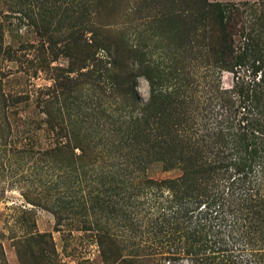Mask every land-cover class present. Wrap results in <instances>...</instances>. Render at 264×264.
Returning <instances> with one entry per match:
<instances>
[{
    "label": "trees",
    "instance_id": "16d2710c",
    "mask_svg": "<svg viewBox=\"0 0 264 264\" xmlns=\"http://www.w3.org/2000/svg\"><path fill=\"white\" fill-rule=\"evenodd\" d=\"M58 1L65 0L41 8L48 48L31 47L34 76L45 72L52 82L33 98L45 116L40 125L20 117L32 98L7 95L0 84V148L45 177L25 192L28 203L50 211L57 226L91 232L103 264H264V11L209 0H102L112 20L182 23L183 44L166 54L174 83L144 74L150 98L142 104L125 64L141 50L112 47L111 23L92 21L89 9L88 23L80 22L77 6L61 11ZM58 11L59 48L46 28ZM19 51L0 34V70L3 61L20 63ZM60 58L68 67H51ZM144 62L140 72L151 67ZM181 64L187 72L176 74ZM224 72L243 76L224 88ZM85 80L88 104L95 101L88 112ZM114 99L124 104L116 117ZM41 130L52 139L48 148L38 144ZM9 156L3 169L12 167ZM153 166L169 176H149ZM133 236L142 240L129 253Z\"/></svg>",
    "mask_w": 264,
    "mask_h": 264
},
{
    "label": "rangeland",
    "instance_id": "374dc122",
    "mask_svg": "<svg viewBox=\"0 0 264 264\" xmlns=\"http://www.w3.org/2000/svg\"><path fill=\"white\" fill-rule=\"evenodd\" d=\"M209 1L235 5L240 9L243 5H248L247 10L256 9L258 14L260 10L264 11V0ZM43 4H46L43 0H0V34L3 35L4 44L14 50H21L18 52L20 63L16 61H3L1 63V89L7 95L26 94L32 98L19 107L20 117L25 120H34V125H40L45 119V116L40 114L33 102L36 91L52 84L48 73L41 72L37 76L33 74L34 67L39 65V61L36 59L37 51L31 47L44 46V48H48L47 40L41 37V34L44 33L43 12H41ZM49 4L48 1L47 6ZM103 5L108 10L102 0L96 2L95 0H65L63 3L62 1L56 3L61 11L66 7L77 6L74 7L78 11L75 16L83 15L84 18L80 22L85 24L88 23V9L94 14L95 18L92 21H98L101 24L111 23V37L109 39L111 46L117 45L120 50L124 48L131 50L132 47L136 46L137 49L141 50L138 54H133L125 64L132 74L130 75L131 80H129L130 90L136 91L138 101L145 104L150 98V85L144 74L149 75L153 80L166 87L170 85L171 81H174L172 79L174 74L168 69L170 64L166 54L170 53L172 56L177 48L183 44L182 23L179 19L157 23L156 18L145 17L139 24L130 25L134 20L133 17L121 18L122 16H118L112 20L108 11L100 10ZM98 11L99 15L96 17L95 14ZM60 13V11L55 13L53 19H46V28L54 31L53 38L58 42L56 43L58 48L64 45L63 42L60 43L59 41L65 37L55 32L59 25ZM256 28L259 29L258 26ZM84 37L87 40L91 37V33H87ZM104 55L105 53L102 51L100 58L103 57L105 60ZM141 61H149L151 67L140 72L138 65ZM68 64V59L60 58L57 62L52 63L51 67L67 68ZM187 67L188 64H181L173 66L172 69L176 74L182 75L187 72ZM236 76H243V72ZM236 76L233 73L224 72L222 75L223 87L232 88L237 81ZM119 77L121 78V76ZM85 83L80 100H83L81 101V108L84 107L83 110L88 112V108L91 109L95 101L88 104L90 98L88 97V80H85ZM131 91L125 94V99L131 98L129 95ZM83 97L84 99H82ZM114 103H116L115 107L111 111L116 117V114L122 113L119 110L116 112V110L122 109L124 104L115 99ZM51 140L43 130L38 131L37 141L40 146L48 148L51 145ZM8 149V146L6 149L0 148V264H103L98 244L91 232H83L82 226L78 223L73 225L63 223L57 226L50 211L28 203L25 192L30 186L35 187L36 182L39 179L44 180L45 177L39 176L41 171H36V167L31 162L23 163L9 156L6 152ZM6 155L12 158V167L9 169L1 167L2 162L7 163L8 156ZM148 175L152 177L169 176L168 174L163 176L158 166H153ZM37 235H44V240ZM133 237L136 238L134 240L129 239L126 243L129 253L135 249L132 247L133 243H141L142 240L141 237ZM156 246V244L152 246L153 249ZM161 264H188V261L178 259L171 262L162 261Z\"/></svg>",
    "mask_w": 264,
    "mask_h": 264
}]
</instances>
